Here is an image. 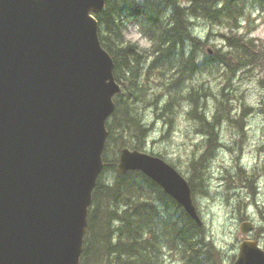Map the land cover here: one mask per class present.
Wrapping results in <instances>:
<instances>
[{"label": "water", "instance_id": "obj_1", "mask_svg": "<svg viewBox=\"0 0 264 264\" xmlns=\"http://www.w3.org/2000/svg\"><path fill=\"white\" fill-rule=\"evenodd\" d=\"M104 0H0V264H79L105 122L120 85L93 14ZM210 54L211 48L206 49ZM198 224L191 188L163 158L121 148ZM253 228L240 224L242 234ZM232 264H264L257 240Z\"/></svg>", "mask_w": 264, "mask_h": 264}, {"label": "trees", "instance_id": "obj_2", "mask_svg": "<svg viewBox=\"0 0 264 264\" xmlns=\"http://www.w3.org/2000/svg\"><path fill=\"white\" fill-rule=\"evenodd\" d=\"M254 8L264 11V0H189L188 4L180 0H104L103 9L95 14L98 36L113 60V76L120 90L113 96L114 108L105 122L103 168L92 190L79 264H164L167 249L177 254L183 264H214L219 252L203 233V224L198 225L142 172L119 174L116 165L121 148L145 151L143 142L149 126L144 119L142 124L129 107H133L135 99H149L144 92L151 71L163 74L167 70L169 86L191 84L184 97L194 102L188 113H197L208 127L206 149L191 159L186 178L192 196L201 190L207 159L217 145V132L214 122L200 109L199 97H193L198 95L197 86L203 87L206 82L185 81L221 64L230 72L241 67L247 71L258 68L262 72L259 84L264 85V48L247 35V30L240 31L241 21ZM199 20L222 26L217 35L222 37L223 45L213 46L212 54L204 49L206 41L194 32ZM127 26H135L151 41L150 46L141 47L127 40L123 33ZM229 81L227 76L223 82ZM203 92L202 97L205 89ZM168 94L161 105L157 94L146 102L168 109L175 98L173 92ZM244 107L245 111L251 108Z\"/></svg>", "mask_w": 264, "mask_h": 264}, {"label": "rangeland", "instance_id": "obj_3", "mask_svg": "<svg viewBox=\"0 0 264 264\" xmlns=\"http://www.w3.org/2000/svg\"><path fill=\"white\" fill-rule=\"evenodd\" d=\"M180 1L189 3V0ZM193 28L206 41L205 47L223 45L222 37L217 35L222 26L199 20ZM246 30L247 35L264 48V11L252 9L249 17L241 21L240 31ZM123 33L127 40L141 47L151 44L135 26H127ZM261 75L258 68L247 71L241 67L230 72L228 67L219 64L185 81L206 82L203 87L197 86L195 92L198 95L193 97H199L200 109L214 122V131L217 132V145L205 165L204 184L193 195L205 224L203 233L219 252L214 264H232L239 242L250 238L240 232V224L246 220L253 223L257 232L263 231L258 243L264 249V85L259 84ZM227 76H230V83L224 84ZM148 78L144 95L149 99H135L133 107H129L149 126L143 148L145 152L163 156L187 178L191 159L206 149L208 127L201 123L197 113L191 116L188 113L194 102L184 97L191 84L178 88L174 84L169 86L167 70L163 74L153 70ZM203 89L204 97L201 94ZM169 91L175 98L168 109L153 105L152 101L149 105L146 102L157 94L156 100L159 99L161 105L167 100ZM244 106L251 108L245 111ZM163 260L164 264H183L178 255L168 249L164 250Z\"/></svg>", "mask_w": 264, "mask_h": 264}, {"label": "flooded vegetation", "instance_id": "obj_4", "mask_svg": "<svg viewBox=\"0 0 264 264\" xmlns=\"http://www.w3.org/2000/svg\"><path fill=\"white\" fill-rule=\"evenodd\" d=\"M252 231H253V232H256V234H254ZM262 232H263V231H262ZM262 232H261V233L257 232V230H255L254 225H253V228H252L251 232L248 233V236H249L251 239H254V240H257V241H258V238H259L260 235H262ZM258 233H259V234H258Z\"/></svg>", "mask_w": 264, "mask_h": 264}, {"label": "bare ground", "instance_id": "obj_5", "mask_svg": "<svg viewBox=\"0 0 264 264\" xmlns=\"http://www.w3.org/2000/svg\"><path fill=\"white\" fill-rule=\"evenodd\" d=\"M121 73H122V72H121ZM203 156H204V154H203ZM204 159H205V158H204ZM239 165H240V164H239ZM203 177H204V176H203ZM202 180H203V179H202ZM201 185H202V184H201ZM194 193H195V192H194ZM260 212H261V210H260ZM262 216H263V215H262ZM202 220H203V219H202ZM260 222H261V221H259L258 223L260 224ZM258 223H257V224H258ZM203 224H204V223H203ZM261 224H263V222H262ZM204 225H205V224H204ZM200 226H201V225H200ZM256 229H257V228H256ZM256 229H255V230H256ZM258 229H260V227H259ZM205 235H206V234H205ZM207 236H208V235H207ZM207 236H205V237H207ZM205 237H204V238H205ZM208 238H209V237H208ZM206 240H207V238H206ZM206 240H204V241H206ZM211 241H212V240H211ZM206 242H207V241H206ZM211 243H212V242H211ZM212 247H213V245H212Z\"/></svg>", "mask_w": 264, "mask_h": 264}]
</instances>
